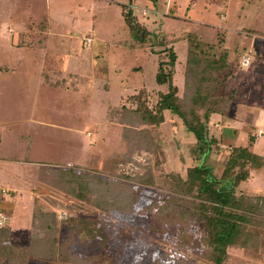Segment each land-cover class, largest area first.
Returning a JSON list of instances; mask_svg holds the SVG:
<instances>
[{"label":"rangeland","instance_id":"rangeland-1","mask_svg":"<svg viewBox=\"0 0 264 264\" xmlns=\"http://www.w3.org/2000/svg\"><path fill=\"white\" fill-rule=\"evenodd\" d=\"M128 2L0 0V189L5 191L0 190V210L5 225L9 221L13 242H30L40 207L39 211H55L60 236L71 237L74 251L85 258L86 233L66 224L67 208L72 206L79 207L74 215L103 213L115 226L113 231L122 234L120 242L114 240L108 264H125L128 259V264L145 263L153 244L168 254L161 263L190 258L187 249L174 248L150 233L142 205L129 213L105 210L115 191L122 196L133 190L147 200L160 199V193H167L165 174L185 173L189 164L188 153L182 152L195 138L182 118L165 109L159 126L142 125L135 104L127 102L142 87L167 91V85L156 82L157 63L164 57L156 52L163 45L157 44L182 28L227 51L231 74L223 86L232 96L231 109L227 115H212V150L204 156L213 176L227 178L224 169L230 148L246 145L253 132L250 127L264 121V0H159L156 5L131 0L138 21L155 35L153 48L135 51L115 43L128 36L121 7ZM32 12L43 23L33 35L25 25ZM254 41L261 42L258 53ZM172 47L173 84L181 92L187 41L181 39ZM244 56H249L248 65L241 64ZM156 97L153 93L152 100ZM259 128L262 134L254 152L264 156V122ZM149 140L153 145L142 147ZM64 168L91 174L95 187L102 186L107 204L102 207L98 196L90 193L88 200H78L56 189L52 177ZM239 191L264 196V166L251 169L250 177L236 186ZM143 200L137 201L147 202ZM121 202L124 208L126 200ZM123 240L126 244L121 247ZM256 243L248 248L264 262V238ZM160 251L151 258L160 257ZM243 253L230 251L224 264H262ZM27 259L26 264H47L46 259Z\"/></svg>","mask_w":264,"mask_h":264},{"label":"trees","instance_id":"trees-1","mask_svg":"<svg viewBox=\"0 0 264 264\" xmlns=\"http://www.w3.org/2000/svg\"><path fill=\"white\" fill-rule=\"evenodd\" d=\"M128 1L121 4L128 36L115 40L116 45L131 51L153 48L151 36H155L154 33L138 21L131 7V0ZM150 1L156 5L159 0ZM25 20L31 35L43 24L33 12ZM181 39L187 41V58L183 87L179 92L178 87L173 84L176 55L172 44ZM159 44L163 48L156 52H162L164 57L157 63L156 82L167 85V91L152 89L149 92L142 87L137 93L129 95L127 102L135 104L134 109L138 112L139 123L142 125L159 126L164 120L165 109L180 116L195 138L193 144L185 147L189 152L185 148L184 152L180 151L182 155L188 153L189 164L185 173L170 171L165 174L167 193H160V199L147 200L133 190L122 196L115 191L112 204L105 210H126L129 213L142 205L141 210L143 216H146L150 233L162 236L174 248L190 252V258L177 259L174 264H224L230 251L235 250H242L245 257L264 264L258 252L248 248L264 238V196L236 192L239 182L250 177L251 169L264 166V156L254 152L257 135L249 132L246 145H234L230 148L224 169L227 178L213 176V168L204 164V156L209 155L212 150L209 147L213 140L209 136L211 117L214 114L227 115L231 109L232 96L223 86L224 80L231 74L227 51L220 49L219 44L200 41L195 32L186 28H182L179 33H172L170 39L159 40L157 45ZM153 93L157 96L155 101L152 100ZM150 145H153V141L149 140L142 147L148 149ZM72 169H61V173L58 169L56 176L52 177V185L78 200H88L89 193L98 196L104 207L107 201L104 202L106 194L101 189L102 186L98 184L95 187L91 174L73 172ZM228 178H233L235 186L231 190L219 192V186ZM139 197L147 202L140 203L137 201ZM122 198L127 203L124 208H120L123 206ZM93 203L96 204V201ZM39 208L35 211L33 231L27 245L11 242L10 228L0 226V264H26L29 257L46 259L47 264H87L89 260L92 264H108L112 246L116 240L120 242L123 238L120 232L113 231L115 226L104 219L103 213L97 216L74 215L72 213L74 210L78 211L79 207L68 206L66 224L68 227L79 228L87 236L89 252L82 258L71 246V237L60 236L55 211H39ZM125 244L123 240L120 246ZM159 248L161 246L153 244L147 262L140 261L139 264H168V261L160 262L162 256L168 254L161 252ZM155 251L162 254L151 258ZM128 260L122 263L128 264Z\"/></svg>","mask_w":264,"mask_h":264},{"label":"crops","instance_id":"crops-1","mask_svg":"<svg viewBox=\"0 0 264 264\" xmlns=\"http://www.w3.org/2000/svg\"><path fill=\"white\" fill-rule=\"evenodd\" d=\"M7 25V24H6ZM5 25V26H6ZM261 44V42H255L254 41V48L256 49V53H258V50H259V45ZM249 63H250V61H249ZM248 63V64H249ZM247 64V65H248ZM264 121H261V119H259V122H257L255 125V127H250V129L249 130H252L253 132V134H256L257 132H258V130L259 129H261V128H259V126L260 125H262V123H263ZM250 125V124H249ZM220 129H222V127H220ZM192 136V135H191ZM261 136V135H260ZM193 137V136H192ZM257 137H258V135H257ZM218 139H221L222 137H221V135L219 136V137H217ZM192 139V138H191ZM226 140H228V139H226ZM229 143V142H228ZM32 223H33V221H32ZM5 226H8L9 228H10V240H11V227H10V225H9V221L6 223V225ZM33 227V226H32ZM32 231H33V228H31V231H30V238H31V234H32ZM29 238V239H30ZM30 241V240H29ZM11 242H13V241H11ZM13 243H16L15 241L13 242ZM16 244H18V245H23V244H19V243H16ZM28 260V259H27Z\"/></svg>","mask_w":264,"mask_h":264},{"label":"built area","instance_id":"built-area-1","mask_svg":"<svg viewBox=\"0 0 264 264\" xmlns=\"http://www.w3.org/2000/svg\"><path fill=\"white\" fill-rule=\"evenodd\" d=\"M249 61H250L249 56H244L241 60V64L247 65L249 63ZM261 134H262V130L259 129L257 135L260 136ZM0 190L4 191L3 189H0ZM1 212L2 211L0 210V226H3V225H5V222H6V216L3 215V213H1Z\"/></svg>","mask_w":264,"mask_h":264},{"label":"water","instance_id":"water-1","mask_svg":"<svg viewBox=\"0 0 264 264\" xmlns=\"http://www.w3.org/2000/svg\"><path fill=\"white\" fill-rule=\"evenodd\" d=\"M235 186V183L233 181V178H228L225 182L221 183V185L218 188L219 192H225L228 190H231Z\"/></svg>","mask_w":264,"mask_h":264}]
</instances>
